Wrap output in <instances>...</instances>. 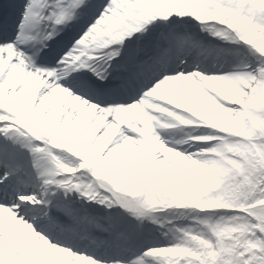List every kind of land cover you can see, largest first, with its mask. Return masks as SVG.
Masks as SVG:
<instances>
[{
	"label": "snow or ice",
	"instance_id": "snow-or-ice-1",
	"mask_svg": "<svg viewBox=\"0 0 264 264\" xmlns=\"http://www.w3.org/2000/svg\"><path fill=\"white\" fill-rule=\"evenodd\" d=\"M0 264H264V0L0 3Z\"/></svg>",
	"mask_w": 264,
	"mask_h": 264
},
{
	"label": "rangeland",
	"instance_id": "rangeland-1",
	"mask_svg": "<svg viewBox=\"0 0 264 264\" xmlns=\"http://www.w3.org/2000/svg\"><path fill=\"white\" fill-rule=\"evenodd\" d=\"M166 215V214H165ZM163 219V216L161 217Z\"/></svg>",
	"mask_w": 264,
	"mask_h": 264
},
{
	"label": "bare ground",
	"instance_id": "bare-ground-1",
	"mask_svg": "<svg viewBox=\"0 0 264 264\" xmlns=\"http://www.w3.org/2000/svg\"><path fill=\"white\" fill-rule=\"evenodd\" d=\"M180 135H182V134H180ZM178 138V137H177Z\"/></svg>",
	"mask_w": 264,
	"mask_h": 264
}]
</instances>
